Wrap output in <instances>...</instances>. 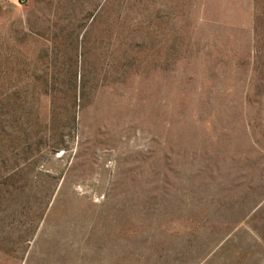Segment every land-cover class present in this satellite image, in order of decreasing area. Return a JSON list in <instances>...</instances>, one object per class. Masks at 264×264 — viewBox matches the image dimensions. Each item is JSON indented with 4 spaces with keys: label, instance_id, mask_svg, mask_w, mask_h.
<instances>
[{
    "label": "rangeland",
    "instance_id": "1",
    "mask_svg": "<svg viewBox=\"0 0 264 264\" xmlns=\"http://www.w3.org/2000/svg\"><path fill=\"white\" fill-rule=\"evenodd\" d=\"M0 264H264V0H0Z\"/></svg>",
    "mask_w": 264,
    "mask_h": 264
}]
</instances>
